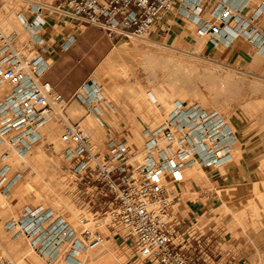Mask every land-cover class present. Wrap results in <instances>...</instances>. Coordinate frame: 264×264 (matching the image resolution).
I'll use <instances>...</instances> for the list:
<instances>
[{"label": "built area", "instance_id": "obj_1", "mask_svg": "<svg viewBox=\"0 0 264 264\" xmlns=\"http://www.w3.org/2000/svg\"><path fill=\"white\" fill-rule=\"evenodd\" d=\"M22 1L25 6L18 15L29 30L26 47L32 52L19 51L13 44L14 36L0 24V88L7 87L0 97V133L8 135V143L19 150L43 140L48 115L64 100L52 84L41 79L45 62L37 65L41 54L48 52L51 38L45 35L53 34L50 17L69 18L77 24L98 27L110 38L129 40L165 33L169 17L178 11L194 20L195 35L212 46H228L242 37L264 56V28L259 25L264 0ZM74 40V35L66 37L61 49H69ZM83 100L92 113L101 114L90 105L94 99ZM171 104L158 125L142 130L141 147L108 138L105 159L93 152L84 128L63 122L59 137L66 144L67 167L79 186L81 200L88 205L98 203L100 210L108 208L110 221L127 227L135 238L136 254L142 261L218 264L215 255L204 249L206 239L192 237L187 246L174 242L185 222L174 213L173 205L182 198L179 186L187 168L230 160V145H218L223 120L217 111L207 112L197 103L175 99ZM204 154L208 156L206 161ZM5 179V175L0 177L2 191L7 188ZM87 224L88 219L81 217L75 229L62 214L37 207L9 220L6 230L23 234L29 246L48 263L57 258L69 262L79 252L94 250L110 239ZM0 264L12 263L0 255Z\"/></svg>", "mask_w": 264, "mask_h": 264}, {"label": "rangeland", "instance_id": "obj_2", "mask_svg": "<svg viewBox=\"0 0 264 264\" xmlns=\"http://www.w3.org/2000/svg\"><path fill=\"white\" fill-rule=\"evenodd\" d=\"M16 1L21 8L25 6L22 0ZM2 3L3 0H0V7ZM183 18L180 16V21H174L169 17L168 30L147 39L160 40L169 46L183 49L184 59H189L185 60L187 64L182 62L179 65L175 61L180 56L179 52L174 53L177 58L173 56L174 59L156 61L146 58L142 53L123 58L108 54L86 79L101 86L102 97L98 104L102 110L100 118L91 115L94 113L90 111V106L80 98L65 99L56 107L62 109L65 120L78 123L86 130L91 149L102 159L106 158L105 144L110 137L141 147L144 142L142 130L163 120L172 107L166 109V105L172 103L171 97L182 95L177 100L197 103L207 112H219L231 126L232 141L226 143L230 145L233 156L239 149V143L243 149V157L237 159L236 156L232 160H243L253 178L259 179V182L236 187L225 186L229 193L238 192L240 196L234 200L236 204L232 205L233 199L220 202L218 196L214 195V191H220L215 180H219V174L226 173L224 169L229 162L217 168L202 162L208 178L197 182L188 176L198 179L202 175L191 173L187 168L182 183L185 199L174 204L173 211L181 222L186 218L188 220L181 226L176 242L181 241L187 246L192 237L206 239L204 249L215 255L218 264H264V59L255 54L236 58L211 49L205 39L195 35L194 23ZM23 31L25 39L20 51L30 54L32 50L26 47L29 34L25 29ZM138 40L140 38L121 39L120 42L131 47ZM207 64L215 68L214 73L204 72L202 66ZM159 81L165 85L163 91L157 89ZM111 89L115 90L114 100L105 94ZM3 90L5 92L7 87ZM156 91L161 93V97L156 100L157 108L153 97ZM109 105H113L115 110L112 111ZM63 122L59 114L53 111L44 126L43 140L23 155L27 159L34 157L39 161L36 160L34 164L29 160L23 168H16L12 163L9 165L3 185L8 184L14 175L19 180L13 187L10 185L3 191L0 186V255L7 259L6 251L16 252L19 249L20 252H29L26 255L28 259L33 256L39 264H47L32 250L21 233L13 234L6 230L7 222L19 218L24 210L44 207L62 214L75 229L78 228L80 218L86 217L87 226L92 231L107 235L110 239L102 246L88 250L99 254L101 264H148L137 256L135 238L127 227L109 220L106 213L108 208L100 210L96 206L98 203L88 205L79 197V186L67 167L68 160L64 153L66 144L59 138ZM50 129L54 133H50ZM3 141L12 151V145H9L7 139ZM7 153L0 156V165L6 163ZM195 166L196 171L200 170ZM47 196L49 199L45 198ZM52 198L57 201L54 200L55 204ZM58 203L65 206L64 211H60ZM187 227L193 229L189 231ZM15 242L18 243L12 249ZM9 254L15 262L20 256V253L15 256ZM63 263L59 258L56 264Z\"/></svg>", "mask_w": 264, "mask_h": 264}, {"label": "crops", "instance_id": "obj_3", "mask_svg": "<svg viewBox=\"0 0 264 264\" xmlns=\"http://www.w3.org/2000/svg\"><path fill=\"white\" fill-rule=\"evenodd\" d=\"M250 2L256 3L257 0H251ZM180 16H181L180 14L178 15L174 14L171 17V20L173 19L174 21H178V20L180 21L179 19ZM188 20L194 23V20H192L191 18H189ZM48 24L51 26L53 24L54 30L52 35L51 34L45 35V37H50L51 39L48 43L49 44L48 52L41 54V60H39L40 65L41 62H45L46 64V67L44 68L43 73L41 75V79L52 84L55 90L63 96L64 100L65 99L70 100L73 97H76L75 94H77V91L80 88V86L87 81L86 79L90 76V74L94 71V69L102 61V59L106 57L108 54L110 55L111 52L114 50V48L122 45L123 42H120L121 40H116L114 38L108 37L98 27L95 26L87 27L82 24H77L71 19L65 17L61 19H58V17L56 18L50 17L48 18ZM259 25L262 28H264V15L261 16ZM69 35H74L75 40L73 41L69 49L62 50L60 44ZM152 36H157V35H152ZM206 44L211 49H216V51H221L231 57L236 56V58H242L248 55L250 56L255 54L259 56L261 59H264V56H262L258 52L255 46H253L251 43H249L246 39L242 37L233 39L228 46L220 45L214 47L207 41ZM91 115L95 116L96 118H100L99 116H96L94 114ZM228 125L230 126L229 123ZM235 153H234L235 156H233L231 151L230 160L228 161L229 164L226 165L225 163L228 162H225L220 165L211 166L213 168L214 167L217 168L224 164L226 165L225 166L226 168L224 169V172L226 173L219 174V180L217 181L215 180V182H217L218 186L220 187V191L219 192L214 191V195L218 196L220 202H223L224 200L230 201L231 199H233L232 205L236 204L234 203L235 202L234 200L238 199V197L240 196L237 195L238 192L229 193V190H227V187L225 186L236 187V186H242L250 182H259V179L253 178V174L251 170L247 169V164H245L243 160L239 162L232 160L233 157L236 158L237 156L238 159V157L243 155V149L240 143H239V149L236 150ZM192 166H190L189 168L191 169ZM199 167L203 171L202 176H200L198 179L193 178L192 176H188L195 182L200 181V179L202 178H208L206 174L207 171L204 170V167L203 166H199ZM214 176H218V175H214ZM179 187L182 191V184ZM184 195L185 193H183L182 191L181 200L183 201L185 199ZM186 219L188 220V218ZM187 220H184V222ZM179 236L180 234L178 235V237ZM178 237L176 239H178ZM176 239H175V243L181 242V241L176 242ZM16 243L18 242L12 244V249L14 248ZM9 253L15 256L20 253V250L18 249V251L16 252L10 251Z\"/></svg>", "mask_w": 264, "mask_h": 264}, {"label": "bare ground", "instance_id": "obj_4", "mask_svg": "<svg viewBox=\"0 0 264 264\" xmlns=\"http://www.w3.org/2000/svg\"><path fill=\"white\" fill-rule=\"evenodd\" d=\"M4 3H2L1 7H0V24H1V27L3 28V30L6 32V33H10L14 36V39H13V44L14 46L20 51L22 49H20V46L23 44V41H24V32L23 29H25L27 31V33L29 34V30L26 28V26L23 24V22L20 20L19 18V15H18V12L20 11L21 7L20 5H18V2L16 0H3ZM21 2V1H20ZM175 15H178L180 14L181 16H183L185 19H189V17H186L184 16L181 12H174ZM182 17V18H183ZM183 18V19H184ZM190 22V21H189ZM193 23V22H192ZM191 23V24H192ZM194 25H196V23L194 22ZM27 35V34H26ZM25 35V37H26ZM199 38V37H198ZM202 39V38H201ZM175 52H179L180 56L177 58L174 53ZM135 53H142L144 54V56H146V58L152 60V61H156L157 59H162V60H166V59H174L173 56H175L177 59H175V61L180 65H182V62L184 63L185 60L187 61V59H184L186 57H184V51L183 49H180V48H176V47H172V46H169L168 44H165L164 42L160 41V40H153V39H147V38H140V40L138 41H135L131 47H126V45H120L116 48H114V50L111 52V57H115V58H123V57H128L129 55H135ZM186 53V51H185ZM176 54V53H175ZM178 54V53H177ZM178 54V55H179ZM191 54V53H190ZM202 58V57H201ZM189 60V59H188ZM194 61V60H193ZM191 61V62H193ZM187 64V62H185ZM206 64V63H205ZM37 65L40 67V63L39 61L37 62ZM177 65V64H176ZM196 66H197V63H196ZM202 66V65H201ZM200 66V67H201ZM165 67V66H164ZM203 67V70L204 72H209V73H214V69L215 68H212L210 65H204L202 66ZM159 88H157L159 91L160 89L163 91L165 88V85L159 81ZM115 90L114 89H111L109 91H107L105 94L110 97L112 100L115 99L116 97V94L114 92ZM208 92V91H207ZM0 97L3 95L4 93V90L3 88H0ZM77 94L79 96V98L81 99H85V100H88L90 101L91 99H94L92 102H91V106L92 107H96L97 110H99L101 113H102V110L101 108L99 107V102H100V98L102 97V90H101V86L100 84L98 83H93L92 84V81H86L84 82L80 88L78 89L77 91ZM202 94V93H201ZM204 94V93H203ZM206 94V93H205ZM137 95V94H136ZM212 96V95H211ZM153 97L155 99V107L157 108L158 107V103L156 102V100L158 98L161 97V93L160 92H155L153 94ZM183 97L182 95H179V96H174V97H171V101L173 102L174 99H178V98H181ZM213 97V96H212ZM214 98V97H213ZM183 99V98H182ZM64 101V100H63ZM109 102V100H107ZM151 101V100H149ZM59 104V103H57ZM56 104V105H57ZM168 104V103H167ZM56 105L54 106V109L52 110L55 111L56 113L59 114V116L64 120V122L68 121V120H65L63 118L64 115H62L61 111L62 109L59 108V107H56ZM113 106V105H112ZM111 105H109V108L114 111L115 108L112 107ZM166 109H169V107H171L172 105H166ZM219 107V106H218ZM107 108V107H105ZM148 109L150 110V107H148ZM72 110V109H71ZM70 110V111H71ZM206 110V109H204ZM52 112L48 115V117L52 114ZM96 116H99L98 114H94ZM218 115L221 117V119L223 120V125L222 127L220 128V138L218 140V145L220 144H224L226 143V141H232V136H231V127L228 125V121H225L221 114L218 112ZM88 123L90 122L89 120H87ZM160 123V122H159ZM158 123V124H159ZM158 124H155V125H158ZM230 124V123H229ZM154 125V126H155ZM49 127V126H48ZM53 129V128H52ZM50 133L53 132V130H49ZM48 132V134H49ZM54 133V132H53ZM60 138V137H59ZM6 140L7 139V142H8V135H4L3 133H0V156L7 152L8 153L6 154L5 156V161L6 163H2L0 165V170L2 173H0V177L2 175H5L7 174V172L9 171V165L12 163V165L16 168H20L22 166H24L25 164L29 163V160H30V163H36V160L38 159H35L34 157H30V158H26V156H23L30 148H27V149H17L13 146H10L12 147V151H13V148H14V153L12 151H10L11 149H9L10 147L3 141V140ZM61 141V140H60ZM206 142L209 143V140H206ZM227 144V143H226ZM229 145V144H228ZM15 150H16V153H15ZM232 150V149H231ZM231 150H230V153H231ZM205 161L208 159L207 155L204 154L203 155ZM39 161V160H38ZM8 162V164H7ZM197 168H199L200 170H195L196 169V166H192V168H188L189 171L192 172H198L200 173L201 175L203 174V171L201 170V168L199 166H203L201 165L200 163H197ZM26 166V165H25ZM29 166H31L29 164ZM212 166H215V165H212ZM32 167H34L32 165ZM30 167V168H32ZM23 168V167H22ZM187 171V170H186ZM188 172V171H187ZM183 178H184V173H183ZM19 180L18 177H16V175H14V177H12L9 182H7V187H9L10 185H12V187L16 184V182ZM6 185V184H5ZM49 196L45 197L46 199L48 198ZM49 199V198H48ZM60 199V198H59ZM51 200V199H50ZM49 200V202H51ZM55 200V198H54ZM54 200L52 198V203H54ZM45 202V201H44ZM55 202H57L55 200ZM59 202V201H58ZM51 203V204H52ZM61 204V202H59ZM58 203V208L60 209V211H64V207L65 206H60V204ZM63 203V202H62ZM53 207H55V205H52ZM109 218V217H108ZM110 220V218H109ZM23 235V234H22ZM24 236V235H23ZM25 237V236H24ZM26 238V237H25ZM32 250L34 251V249L32 248ZM31 251V250H30ZM26 251H21L20 252V256L16 259V262L12 259V257L10 256L9 252L6 251V254H5V257L7 258V260L12 263V264H39L35 258L32 256V258L28 259L26 257V255L29 253H25ZM32 252V251H31ZM77 257L75 258V260L73 261H64L65 263L67 264H101V261L99 260L98 256L99 254L97 253H93V252H89L88 250L86 251H82V252H79L77 255ZM41 260H44V258L40 257ZM59 258H57L56 260H54L53 262L51 263H48L47 261H45L47 264H56L58 262ZM63 263V264H65Z\"/></svg>", "mask_w": 264, "mask_h": 264}, {"label": "snow or ice", "instance_id": "obj_5", "mask_svg": "<svg viewBox=\"0 0 264 264\" xmlns=\"http://www.w3.org/2000/svg\"><path fill=\"white\" fill-rule=\"evenodd\" d=\"M177 179H179V174L177 173Z\"/></svg>", "mask_w": 264, "mask_h": 264}]
</instances>
